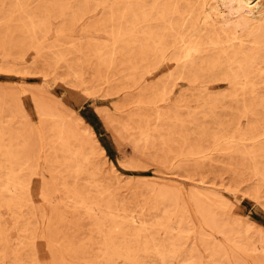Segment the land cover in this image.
I'll return each instance as SVG.
<instances>
[{
  "label": "rangeland",
  "instance_id": "1",
  "mask_svg": "<svg viewBox=\"0 0 264 264\" xmlns=\"http://www.w3.org/2000/svg\"><path fill=\"white\" fill-rule=\"evenodd\" d=\"M250 1L0 0V264H264Z\"/></svg>",
  "mask_w": 264,
  "mask_h": 264
},
{
  "label": "bare ground",
  "instance_id": "2",
  "mask_svg": "<svg viewBox=\"0 0 264 264\" xmlns=\"http://www.w3.org/2000/svg\"><path fill=\"white\" fill-rule=\"evenodd\" d=\"M130 1V0H129ZM230 3H234L238 8H241V9H243L245 12H250L251 11V4H252V1H250V0H228ZM136 2V1H135ZM185 2V1H184ZM174 3V2H173ZM197 3H199V2H197ZM216 3V2H215ZM176 4V3H175ZM186 4L188 5V2H186ZM195 4V3H194ZM203 4H204V2H203ZM129 5V4H128ZM197 5V4H196ZM114 6H116V5H114ZM169 6V5H168ZM190 6V5H189ZM167 7V6H166ZM191 7V6H190ZM190 7H189V9H190ZM124 8V7H123ZM173 9H174V7H173ZM111 12V11H110ZM125 13V12H124ZM157 13V12H156ZM162 13V12H161ZM172 13V12H171ZM207 13V12H206ZM255 13V12H254ZM184 14H185V11H184ZM190 14H192V13H189L188 15H190ZM117 15V14H116ZM120 15V14H119ZM123 15H125V14H123ZM226 16V15H225ZM186 17V16H185ZM190 18V17H189ZM121 19H122V17H121ZM133 19V18H132ZM188 21V20H187ZM121 26V25H120ZM184 26V25H183ZM182 26V27H183ZM175 27V26H174ZM117 29V28H116ZM221 31V30H220ZM203 32V31H202ZM222 32V31H221ZM212 33V32H211ZM215 33V32H214ZM119 34V33H118ZM112 35H113V33H112ZM217 35V34H216ZM224 35H227V34H224ZM226 37V36H225ZM123 46V45H122ZM256 46H258V45H256ZM115 47V46H114ZM129 48H130V46H129ZM206 48V47H205ZM127 50H128V48H127ZM204 50V49H203ZM130 51V50H129ZM221 51V50H220ZM128 52V51H127ZM223 54V53H222ZM243 54V53H242ZM201 56V55H200ZM217 59H219V58H217ZM216 65V64H215ZM199 67H201V66H199ZM204 67V66H203ZM212 69V68H211ZM208 71V70H207ZM254 76V75H253Z\"/></svg>",
  "mask_w": 264,
  "mask_h": 264
}]
</instances>
